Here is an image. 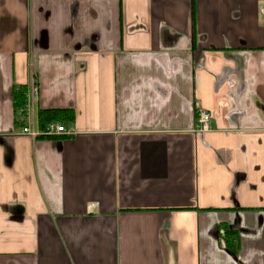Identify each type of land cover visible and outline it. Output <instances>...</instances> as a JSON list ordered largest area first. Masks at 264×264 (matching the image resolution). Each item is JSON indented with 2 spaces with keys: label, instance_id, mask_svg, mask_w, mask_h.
<instances>
[{
  "label": "crops",
  "instance_id": "0c3cea01",
  "mask_svg": "<svg viewBox=\"0 0 264 264\" xmlns=\"http://www.w3.org/2000/svg\"><path fill=\"white\" fill-rule=\"evenodd\" d=\"M0 264H264V0H0Z\"/></svg>",
  "mask_w": 264,
  "mask_h": 264
},
{
  "label": "built area",
  "instance_id": "2783aa9c",
  "mask_svg": "<svg viewBox=\"0 0 264 264\" xmlns=\"http://www.w3.org/2000/svg\"><path fill=\"white\" fill-rule=\"evenodd\" d=\"M38 92L34 84L31 85V98L34 102L37 99ZM213 116L211 113L205 110L198 111V125L200 127L199 132L206 133L212 130ZM22 135L28 136L33 140L38 138H52V137H71L74 136L75 129L72 126H67L61 123L53 122L46 125L43 129H39L35 125L34 121L30 126L24 127L21 131Z\"/></svg>",
  "mask_w": 264,
  "mask_h": 264
},
{
  "label": "trees",
  "instance_id": "16d2710c",
  "mask_svg": "<svg viewBox=\"0 0 264 264\" xmlns=\"http://www.w3.org/2000/svg\"><path fill=\"white\" fill-rule=\"evenodd\" d=\"M26 89L20 91H14V105L16 108H20L26 105ZM74 115L72 111L68 110H41L38 113V121L40 127L43 129L46 125L53 122L72 123Z\"/></svg>",
  "mask_w": 264,
  "mask_h": 264
}]
</instances>
